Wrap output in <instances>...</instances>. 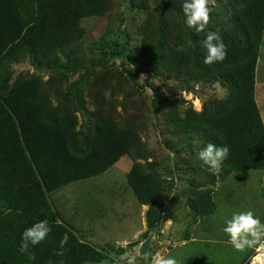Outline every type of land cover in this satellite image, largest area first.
<instances>
[{
    "label": "trees",
    "instance_id": "1",
    "mask_svg": "<svg viewBox=\"0 0 264 264\" xmlns=\"http://www.w3.org/2000/svg\"><path fill=\"white\" fill-rule=\"evenodd\" d=\"M215 1L208 3V29L222 36L224 61L203 63L204 33L197 36L184 25L182 0L162 1L142 25V55L176 76L211 79L227 87L226 97L207 100L202 110L188 106L183 114L174 110L172 115L180 136L196 135L205 145L229 147L219 171L227 176L264 168V121L256 100L264 0ZM111 6V0H0V264H87L109 256L79 240L53 209L50 194L106 172L125 155L140 156V136L102 111L90 131H81L76 114L52 104L41 76L14 79L10 66L27 59L39 65L57 60L82 38V20L104 15ZM181 45L183 52L177 50ZM127 178L139 202L148 205V236L168 218V193L149 161L134 162ZM212 193V188L195 192L187 201L190 210L198 216L213 213ZM45 219L51 231L30 249L35 254L31 262L17 251L21 233Z\"/></svg>",
    "mask_w": 264,
    "mask_h": 264
},
{
    "label": "rangeland",
    "instance_id": "2",
    "mask_svg": "<svg viewBox=\"0 0 264 264\" xmlns=\"http://www.w3.org/2000/svg\"><path fill=\"white\" fill-rule=\"evenodd\" d=\"M162 1L146 0L143 8V0H111L112 8L104 15L81 21L82 38L57 60L39 65L27 59L10 66L14 79L41 76L52 104L76 114L81 131H90L102 111L141 139L140 156L125 155L106 172L53 191L50 200L80 241L109 254L104 261L87 264H128L130 257L135 264H151L156 253L174 256L179 264H249L264 239L237 252L222 227L224 219L239 210L252 209L264 221V168L213 174L196 159L204 140L176 132L174 110H202L204 102L226 97L228 89L211 79L176 76L146 62L142 25L155 16ZM256 100L264 121V39L256 68ZM136 161L151 162L168 193V218L148 236V205L139 202L127 178ZM208 188L213 189L215 211L198 216L188 198Z\"/></svg>",
    "mask_w": 264,
    "mask_h": 264
},
{
    "label": "clouds",
    "instance_id": "3",
    "mask_svg": "<svg viewBox=\"0 0 264 264\" xmlns=\"http://www.w3.org/2000/svg\"><path fill=\"white\" fill-rule=\"evenodd\" d=\"M181 10L184 25L197 36L204 33L200 41V46L205 50L203 63L211 65L224 61L227 49L223 38L218 31L208 29L210 13L208 0H182ZM189 46H192L191 42ZM177 50L183 52L184 46L181 45ZM228 156L229 147L227 145L221 147L214 143H207L196 153V159L213 174L221 170ZM223 225L222 232L228 238L227 243L237 252H243L246 248H251L264 239V221L252 209L232 212L229 218L224 219ZM50 231L51 227L46 219L35 222L21 233L17 251L21 255H26L29 261L34 262L35 254L30 249L44 241ZM66 242L67 237L61 240V248ZM258 261H261V257H254L252 264H257ZM128 264H135V257H130ZM151 264H179V261L174 256L165 257L156 253L152 257Z\"/></svg>",
    "mask_w": 264,
    "mask_h": 264
},
{
    "label": "built area",
    "instance_id": "4",
    "mask_svg": "<svg viewBox=\"0 0 264 264\" xmlns=\"http://www.w3.org/2000/svg\"><path fill=\"white\" fill-rule=\"evenodd\" d=\"M257 256L261 257V261H258L257 264H261V262H264V240H263L262 245L256 248V252L250 259L249 264H252L253 258Z\"/></svg>",
    "mask_w": 264,
    "mask_h": 264
},
{
    "label": "water",
    "instance_id": "5",
    "mask_svg": "<svg viewBox=\"0 0 264 264\" xmlns=\"http://www.w3.org/2000/svg\"><path fill=\"white\" fill-rule=\"evenodd\" d=\"M151 237H152V236H150L149 239L145 242V244H144V246H143V248H142V252H143V253L147 250V248H148V243H149Z\"/></svg>",
    "mask_w": 264,
    "mask_h": 264
}]
</instances>
